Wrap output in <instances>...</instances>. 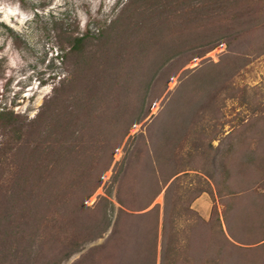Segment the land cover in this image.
<instances>
[{"label":"rangeland","instance_id":"obj_1","mask_svg":"<svg viewBox=\"0 0 264 264\" xmlns=\"http://www.w3.org/2000/svg\"><path fill=\"white\" fill-rule=\"evenodd\" d=\"M60 29L105 32L62 63ZM142 97L148 113L120 138ZM1 109L0 264H77L94 248V264H120V242L104 248L112 223L67 257L62 244L79 209L91 222L107 197L114 219L117 195L134 207L156 191V158L148 209L161 219L163 181L187 169L170 205H190L187 227L205 221L187 230L190 264L210 245L218 264H264V0H0Z\"/></svg>","mask_w":264,"mask_h":264},{"label":"trees","instance_id":"obj_2","mask_svg":"<svg viewBox=\"0 0 264 264\" xmlns=\"http://www.w3.org/2000/svg\"><path fill=\"white\" fill-rule=\"evenodd\" d=\"M104 32L105 30H100L97 35H89L88 33H76V31L72 29H60L57 31L54 38L62 63H66V61L72 56L80 55L85 45L91 39H101L104 37ZM59 79L62 90L65 87L67 79L64 77ZM147 86H149V84H146V88ZM59 90L60 87L59 89H53L54 93L51 99L56 98V94ZM134 107L135 109L132 108V105L130 106L129 103H126L125 108H127V111H125V115L122 118L123 129L120 138H124L128 134L129 127L132 124L140 122L148 113V111L144 110V97L140 98L138 104ZM0 119H2L4 127L10 125L12 123V114L5 109H1ZM250 153L253 154L256 153V151L252 149L250 150ZM261 154L262 152H259L258 156ZM157 159L158 158H156L155 163L154 161L150 162V178L154 180V184L158 186V189L153 192L151 190L150 193H148V191L143 193L138 205L134 207H126V203L124 202L125 199L117 195L116 201L124 208H119L114 219H112L111 212L113 210V203L107 197H101L106 204L102 210H95L98 214L91 222L85 221L83 217L84 215L82 216L80 209L77 211V227L75 233L70 240H65L62 244L64 257L80 251L84 242L101 237L112 223L111 232L104 248L109 247V256L112 257L114 254L112 249L119 241L122 253V261L120 264H157L158 257L159 264H180V262L184 264L187 263V261L190 264L188 252L191 247V236L187 230H194L196 227L204 225L205 221L200 217H194V224L187 227L185 226L186 224L183 225V222L187 223L189 220H192L190 219V216H193L194 214L190 205L185 208H176L170 205V189H174L176 179L179 176L178 174L187 169L171 170L167 179L163 181V184H165L171 180L165 191L161 219L156 206L148 209L156 194L161 190V187L159 188V185L161 184L159 183L160 180H158L157 175H155L156 170L151 166L153 164L154 166L159 164ZM214 160V158L211 160L212 166H216V161ZM222 169L225 174L224 178H230L231 173L228 165L223 163ZM206 172L207 176L214 178L213 172L211 173L208 170ZM182 197L183 195L178 192L175 196V203L181 202ZM96 205L94 206L95 209ZM216 220L219 225V217ZM227 229L229 236L224 233L220 225L219 232L224 237L226 243H229L230 245L234 244L233 241L242 243L232 234L228 226ZM96 253L97 250L94 248L92 252L87 254V256L85 255L81 258L77 264H94ZM206 253L207 257L204 264H218L219 250H217V248L214 249L210 245ZM182 254H184L185 257H182ZM45 264L56 263L47 261Z\"/></svg>","mask_w":264,"mask_h":264}]
</instances>
